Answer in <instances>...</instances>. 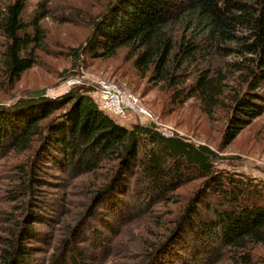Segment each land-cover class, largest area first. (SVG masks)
<instances>
[{
	"label": "trees",
	"instance_id": "16d2710c",
	"mask_svg": "<svg viewBox=\"0 0 264 264\" xmlns=\"http://www.w3.org/2000/svg\"><path fill=\"white\" fill-rule=\"evenodd\" d=\"M27 3L0 5L1 89L38 63L46 40L45 15L28 19ZM80 50L73 49L78 60ZM122 50L139 75L170 90L172 102L196 98L208 117L226 109L227 144L264 113V0H111L93 19L82 51L108 59ZM91 90L74 87L56 98L38 91L0 104V155L26 157L13 167L17 187L9 201L22 207L0 227V264H102L119 254L110 233L151 218L156 204L197 178L203 182L163 238L143 245L139 264H253L254 249L264 244V181L217 169L224 157L209 145L165 136L153 125H124ZM44 161L80 179L87 199L80 220L63 226L47 249L41 243H49L54 216L40 203L50 184ZM206 195L216 201L201 209ZM33 242L44 257H32Z\"/></svg>",
	"mask_w": 264,
	"mask_h": 264
},
{
	"label": "rangeland",
	"instance_id": "374dc122",
	"mask_svg": "<svg viewBox=\"0 0 264 264\" xmlns=\"http://www.w3.org/2000/svg\"><path fill=\"white\" fill-rule=\"evenodd\" d=\"M4 1L0 0V5ZM110 1L28 0L26 9L28 19L39 14L45 15L42 25L46 31V40L43 48L38 51V63L24 72L14 87L7 85L4 89L0 88V104L10 105L38 91H44L46 96L51 88L56 89L58 94L62 92L64 94L74 87L78 89L88 87L92 89L90 94L97 98L94 85L96 82L100 80L114 82L122 90L137 95L141 104L151 113V116L144 117L143 124L156 126L168 135L185 137L195 144L209 145L220 157H224L214 162L219 170L264 181V113L244 128L235 140L227 144L223 139L227 126L226 109H217L213 117H208L196 98L185 103L172 102L170 90L139 75L123 50L108 59L92 58L82 51L92 33L93 19ZM74 48L81 49L82 55L79 60L74 56ZM232 84L236 85L235 82ZM49 97L53 98L52 95ZM114 117L128 127L140 122L134 113L126 120L119 116ZM24 154L7 152L0 155V227L8 225L7 221H4L8 213L18 215L19 211L16 209L22 207L21 202H11L9 199L17 187V181L14 179L18 174L14 170V165L25 160ZM41 167L43 172L45 171L44 178L50 184L43 186L40 203L44 204V210L52 209L54 216L47 226L50 231L49 243H41L47 249L58 243L59 237L63 236V226L75 224L80 220L87 199L80 194L78 188L80 179L69 180L66 173L48 161H44ZM202 182L203 179L197 178L182 186L175 192L172 201L166 205L156 204L151 218L136 220L122 235L110 233L109 239L114 240L111 244L112 249L119 254L102 264H139L148 250L143 249V245L150 246L151 242L163 238L167 228L172 224L169 219L176 216ZM245 199L253 202L252 195ZM206 200L207 204H201V209H207L210 203L216 201L208 195ZM94 227L100 229L101 225L91 226V229ZM97 228H94V231ZM103 233L105 234L104 231ZM92 234L93 231L90 235ZM33 244L32 257H44L46 253L34 251L39 244L36 242ZM253 252L255 254L253 264H264V244L258 245ZM214 264L244 263L234 262L228 258Z\"/></svg>",
	"mask_w": 264,
	"mask_h": 264
},
{
	"label": "built area",
	"instance_id": "2783aa9c",
	"mask_svg": "<svg viewBox=\"0 0 264 264\" xmlns=\"http://www.w3.org/2000/svg\"><path fill=\"white\" fill-rule=\"evenodd\" d=\"M94 85L97 91V99L100 107L110 115L113 114L114 116H119L126 120L131 113H134L136 119L140 121V124H143L142 120L144 117L147 118V116H151V113L141 104L137 95L122 90L116 83L107 80H100ZM57 92L56 89L51 88L46 95L57 97L63 93L58 94ZM155 128L165 136H173L168 135L156 126Z\"/></svg>",
	"mask_w": 264,
	"mask_h": 264
}]
</instances>
